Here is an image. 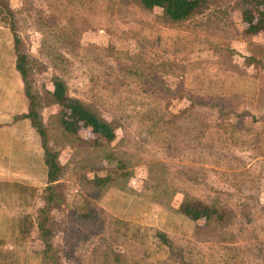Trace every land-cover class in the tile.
Masks as SVG:
<instances>
[{"label":"rangeland","instance_id":"1","mask_svg":"<svg viewBox=\"0 0 264 264\" xmlns=\"http://www.w3.org/2000/svg\"><path fill=\"white\" fill-rule=\"evenodd\" d=\"M0 4L61 166L46 213L59 264H264V34L242 35L237 0L175 24L134 0ZM55 77L114 141L93 147L61 132L47 96ZM3 129L0 182L34 196L26 205L29 193L0 189V264H51L35 228L46 194L38 137L27 121ZM93 175L109 183L92 187ZM184 198L216 217L190 222L174 209ZM23 216L33 221L25 239Z\"/></svg>","mask_w":264,"mask_h":264},{"label":"trees","instance_id":"2","mask_svg":"<svg viewBox=\"0 0 264 264\" xmlns=\"http://www.w3.org/2000/svg\"><path fill=\"white\" fill-rule=\"evenodd\" d=\"M214 0H134V2L144 11L159 10L161 19L166 23H179L195 12L201 10L208 3ZM237 10L239 25L242 35L246 37L258 36L264 34V0H237ZM9 10L5 5L0 4V15L4 17ZM10 36L12 46V54L14 58V70L20 78L23 88V94L26 98V112L20 115H14L12 122L27 121L29 127L37 135L39 146L42 152V165L45 169L46 183L43 189L45 196V207L38 210V220L35 222V228L39 234V240L43 245L42 255L49 258L51 264H59L51 254V231L46 227L48 223L46 213L54 205L53 185L57 182L61 166L58 163L57 155L53 152L47 142V135L40 121V117L34 105V98L29 93L28 80L25 67V55L20 52V42L15 35L11 26H5ZM49 102L58 108L57 124L63 134L73 136L76 141L82 144H88L93 147H100L111 143L115 139V130L104 119L94 113L89 106L81 103L77 99L71 98L66 92L64 82L55 77L51 80V91L47 92ZM87 145V146H88ZM92 187H103L109 183V178L92 176L89 179ZM19 188L28 194V205L32 198L34 190L30 186H24L17 182H0V189ZM175 211L189 220L190 222H208L216 217L217 209L208 206L205 203L192 199L184 198L176 202ZM18 230H15L21 239L28 236L29 229L33 225V221L28 216H23L19 220ZM25 225V227L22 225ZM157 239L170 247L168 239L162 233H156ZM5 252L0 251V263L6 257Z\"/></svg>","mask_w":264,"mask_h":264},{"label":"crops","instance_id":"3","mask_svg":"<svg viewBox=\"0 0 264 264\" xmlns=\"http://www.w3.org/2000/svg\"><path fill=\"white\" fill-rule=\"evenodd\" d=\"M22 83L14 70V58L8 31L0 26V129L12 125V117L26 112ZM24 121V120H23ZM21 121L14 122L17 125ZM25 122V121H24ZM8 150H6L7 152ZM0 158L7 157L6 152ZM4 170V169H2Z\"/></svg>","mask_w":264,"mask_h":264}]
</instances>
